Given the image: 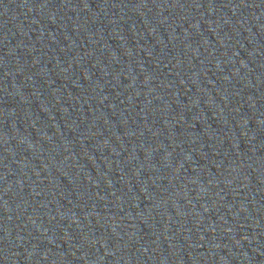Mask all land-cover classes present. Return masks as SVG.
I'll return each mask as SVG.
<instances>
[{
    "label": "water",
    "instance_id": "water-1",
    "mask_svg": "<svg viewBox=\"0 0 264 264\" xmlns=\"http://www.w3.org/2000/svg\"><path fill=\"white\" fill-rule=\"evenodd\" d=\"M0 264H264V0H0Z\"/></svg>",
    "mask_w": 264,
    "mask_h": 264
}]
</instances>
